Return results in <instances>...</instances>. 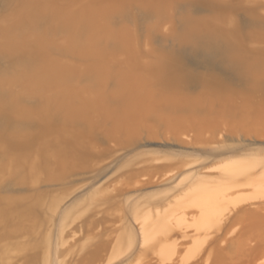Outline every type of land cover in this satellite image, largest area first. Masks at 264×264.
<instances>
[{
  "label": "rangeland",
  "instance_id": "1",
  "mask_svg": "<svg viewBox=\"0 0 264 264\" xmlns=\"http://www.w3.org/2000/svg\"><path fill=\"white\" fill-rule=\"evenodd\" d=\"M0 211V264H264V0H0Z\"/></svg>",
  "mask_w": 264,
  "mask_h": 264
},
{
  "label": "bare ground",
  "instance_id": "2",
  "mask_svg": "<svg viewBox=\"0 0 264 264\" xmlns=\"http://www.w3.org/2000/svg\"><path fill=\"white\" fill-rule=\"evenodd\" d=\"M60 18V17H59ZM63 21V20H62ZM67 22V21H66ZM67 24V23H66ZM69 24V23H68ZM73 26V25H72ZM75 26V25H74ZM70 27V26H69ZM109 32V31H108ZM107 32V33H108ZM112 33H113V31H112ZM92 34V33H91ZM109 34V33H108ZM107 34V35H108ZM112 35V34H111ZM97 36H99V35H97ZM96 36V37H97ZM108 36H110V34L108 35ZM117 36H121L120 34L118 35L117 34ZM22 37V36H21ZM35 37V36H34ZM91 37V36H90ZM104 37V36H103ZM24 38H26V37H24ZM93 38V36L89 39V41L91 40ZM105 38V37H104ZM113 38V37H112ZM100 39V38H99ZM118 39V38H117ZM116 39V40H117ZM23 40V39H22ZM33 40H35V38L33 39ZM101 40V39H100ZM100 40H97V41H99V44H100ZM86 41V40H85ZM121 41V40H120ZM120 41H118V42H120ZM86 43H88V41L86 42ZM98 43V42H97ZM90 44V42L88 43V45ZM94 44H96V43H94ZM93 44V45H94ZM40 45H43V43L41 44L40 43ZM81 45V44H80ZM87 45V46H88ZM102 45V44H101ZM73 46H75V44L73 45ZM83 45H81L80 47H82ZM94 46H96V45H94ZM99 47V46H98ZM101 47V46H100ZM76 48H78V46L76 47ZM86 49H87V47H85ZM84 48V49H85ZM71 49V48H70ZM75 49V48H74ZM74 49H72V50H74ZM80 49V48H79ZM83 49V50H84ZM85 49V50H86ZM89 49H90V47H89ZM98 49V52L100 51L99 50V48H97ZM92 50V49H91ZM91 50H89V51H91ZM101 50H102V48H101ZM75 51H78V50H75ZM87 51V50H86ZM85 51V52H86ZM84 51H83V53H84V55H86V53H85ZM82 53V54H83ZM89 53L90 52H87V54L89 55ZM92 54V53H91ZM57 67V66H56ZM59 67V66H58ZM65 68H63V69H61V71L62 70H64ZM164 69H165V67H164ZM48 70H49V68H48ZM50 70H51V67H50ZM65 70H67V69H65ZM65 70H64V72H60V69L58 70V72H60V74H63V73H65ZM56 72V71H55ZM50 74V73H49ZM58 74V73H57ZM52 75V74H51ZM53 75H54V73H53ZM59 75V74H58ZM24 79V78H23ZM25 79H27V78H25ZM38 80V79H37ZM41 80V79H40ZM33 81V80H32ZM46 81V80H45ZM29 83H31L30 81H29ZM28 83V84H29ZM32 83H34V81L32 82ZM38 83H39V81H38ZM35 85H37L36 83H34ZM33 85V84H32ZM31 86V85H30ZM124 87V86H123ZM115 88H117V87H115ZM35 89V88H34ZM115 90V89H114ZM117 90V89H116ZM121 91H123L124 93H123V95H125V96H129V97H135V98H137V95L133 92V91H131V90H128V88L126 89V90H121ZM114 92V91H113ZM117 92H118V90H117ZM122 93V92H121ZM72 95V94H71ZM116 95H118V94H116ZM76 96V95H75ZM69 97V96H68ZM67 97V99H70V98H68ZM85 98V97H84ZM146 98V97H145ZM86 99V98H85ZM117 99V98H116ZM83 100V99H82ZM87 100H88V98H87ZM87 100L86 101H84V102H86V103H84L85 105L86 104H88L87 103ZM118 100H119V98H118ZM67 101V100H66ZM71 101H73V100H71ZM71 101H69V103L71 102ZM139 101H141V100H139ZM75 102L76 101H74V104H73V102L71 103V106L72 105H75ZM138 102V101H137ZM67 103H68V101H67ZM77 103V102H76ZM139 103V102H138ZM138 103L136 104V105H138ZM12 104V101H9L8 100V102H7V106H9V105H11ZM64 104H66V103H64ZM63 104V105H64ZM67 105V104H66ZM116 105V104H115ZM12 106V105H11ZM76 107L78 106V105H75ZM118 106V105H117ZM65 107H70V106H65ZM73 107V109H75V107L74 106H72ZM82 107V106H81ZM127 108L128 107H130V106H126ZM138 107V106H137ZM109 108V107H108ZM121 108H122V106H121ZM132 108H134V107H132ZM71 109V108H70ZM79 110V108H76V110H74V111H71L73 114H74V112L75 111H78ZM129 109V108H128ZM58 110V109H57ZM68 111H69V109H67ZM82 110H83V108H82ZM51 112V111H50ZM71 112H69V113H71ZM78 112H81V110H79ZM119 112H120V110H119ZM143 112H145L144 110H143ZM58 113V112H57ZM66 113V112H65ZM68 113V112H67ZM67 113L65 114V116L67 115ZM68 113V114H69ZM71 113V114H72ZM76 113V119H77V117H78V114H80V113H78L77 114V112H75ZM82 113V112H81ZM47 115H48V113H46ZM45 114V115H46ZM117 114V113H116ZM164 114H166V113H164ZM112 116H114V115H112ZM69 117L70 118H72V119H75V118H73V117H75L74 115L71 117L70 115H69ZM166 118H167V116H166ZM121 119V118H120ZM117 120H118V118H117ZM117 122V121H116ZM119 122H120V120H119ZM116 124V123H115ZM118 125V124H117ZM117 125L115 126V127H117ZM120 126V125H119ZM118 126V127H119ZM242 167H241V165L239 166V165H237V169H241ZM222 197H224V195H223V193H222V188H220L219 186H215V187H208V186H202V187H198V188H196L195 189V191L191 194V197L188 199V201H189V203L191 204V205H195V206H197V207H199L200 208V211L202 212V217H201V219H197V221H196V223L199 225V226H201V227H203L207 232L206 233H208V231H209V229L214 225V224H216L217 223V221H218V213L220 212V210L223 208V202H222ZM1 212V211H0ZM184 220V221H183ZM173 221H175L177 224H181L182 222H185V219H155L154 220V222L153 223H151V224H149L150 222H148V221H144V225H143V229H144V231H143V233H144V237H143V243L144 242H146V244H147V246H148V248H151V249H154V250H156V252H158L160 255H162L163 257L167 254V252H169V255H170V250H172V244L170 243V241H169V237H170V232H171V230H172V224H173ZM184 224V223H183ZM174 226V225H173ZM180 226V225H179ZM172 233V232H171ZM204 240V239H203ZM169 255L167 254V256L169 257ZM176 258V257H175ZM176 262V261H175Z\"/></svg>",
  "mask_w": 264,
  "mask_h": 264
}]
</instances>
